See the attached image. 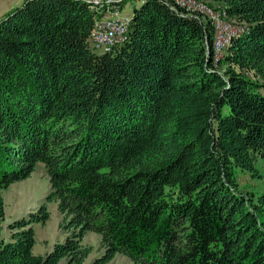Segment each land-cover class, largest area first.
Masks as SVG:
<instances>
[{
	"label": "trees",
	"instance_id": "16d2710c",
	"mask_svg": "<svg viewBox=\"0 0 264 264\" xmlns=\"http://www.w3.org/2000/svg\"><path fill=\"white\" fill-rule=\"evenodd\" d=\"M248 31L214 63V29L167 0L133 12L112 53L82 0H26L0 19V264H264V0H207ZM40 163L49 191L7 225L2 191ZM55 203L68 236L36 255Z\"/></svg>",
	"mask_w": 264,
	"mask_h": 264
},
{
	"label": "rangeland",
	"instance_id": "374dc122",
	"mask_svg": "<svg viewBox=\"0 0 264 264\" xmlns=\"http://www.w3.org/2000/svg\"><path fill=\"white\" fill-rule=\"evenodd\" d=\"M129 3V14L133 13L135 6H140L139 3L133 0L127 1ZM211 6H214L209 2ZM261 177L252 178L246 172L237 173V182L239 189L243 192H261L264 191V163L258 161L256 163ZM49 191L48 176L43 168V165L38 163L35 170L30 177L25 180L12 184L8 189L2 191V198L4 202V220L2 222L1 236L4 240H8L6 235L7 225L14 220L20 219L29 212L35 211L44 203V199ZM47 209L50 213L48 221L44 224L32 225L35 231L36 244L33 252L36 255H44L52 251L55 243H62L65 241L68 234L60 229L62 224V216L57 210L55 203L47 204ZM83 244L91 248V252L85 259L83 264H90L92 260L97 257L99 252L100 236L88 232L83 238ZM108 264H132L129 258L123 255H116Z\"/></svg>",
	"mask_w": 264,
	"mask_h": 264
},
{
	"label": "built area",
	"instance_id": "2783aa9c",
	"mask_svg": "<svg viewBox=\"0 0 264 264\" xmlns=\"http://www.w3.org/2000/svg\"><path fill=\"white\" fill-rule=\"evenodd\" d=\"M129 0H82L93 15V26L89 46L96 54L112 53L125 44L129 38L132 14L123 13ZM140 5L146 0H133ZM171 8L182 14H198L207 18L214 29V63L221 60L233 39L248 31L245 22L227 16L222 4L211 6L207 0H167Z\"/></svg>",
	"mask_w": 264,
	"mask_h": 264
},
{
	"label": "crops",
	"instance_id": "0c3cea01",
	"mask_svg": "<svg viewBox=\"0 0 264 264\" xmlns=\"http://www.w3.org/2000/svg\"><path fill=\"white\" fill-rule=\"evenodd\" d=\"M26 0H0V19L3 18L8 12H10L12 9L16 8V7H20L21 5H23V3ZM129 3H125L124 7H123V13L125 14H129L128 10L130 9V7H128ZM6 235L7 238L9 237V231L6 230Z\"/></svg>",
	"mask_w": 264,
	"mask_h": 264
},
{
	"label": "water",
	"instance_id": "95a60500",
	"mask_svg": "<svg viewBox=\"0 0 264 264\" xmlns=\"http://www.w3.org/2000/svg\"><path fill=\"white\" fill-rule=\"evenodd\" d=\"M138 7H139V6H138ZM136 8H137V6L134 7L133 12H134V10H135Z\"/></svg>",
	"mask_w": 264,
	"mask_h": 264
}]
</instances>
